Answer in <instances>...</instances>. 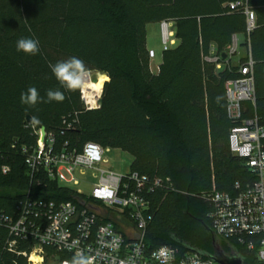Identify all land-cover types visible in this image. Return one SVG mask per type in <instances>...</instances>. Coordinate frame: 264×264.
Listing matches in <instances>:
<instances>
[{
  "label": "trees",
  "instance_id": "obj_1",
  "mask_svg": "<svg viewBox=\"0 0 264 264\" xmlns=\"http://www.w3.org/2000/svg\"><path fill=\"white\" fill-rule=\"evenodd\" d=\"M237 1L241 0H0V149L5 154L3 163L11 169L7 175L0 172V216L13 214L15 203L28 188L19 148L36 144L28 125L36 130L42 126L47 134L55 135L58 144L69 142L71 147L81 148L92 142L120 149L133 158L130 171L168 178L171 187L154 200L146 246L149 250L170 246L212 255L210 208L202 198L211 187L212 175L218 192H231L236 182L251 179L228 148L233 125L226 117L224 85L235 78L234 70L216 72L202 60L211 50L224 53L231 36L244 33L243 13L228 7ZM248 5L258 16L259 26L251 34L250 44L257 64L256 101L263 113L260 7L264 0H248ZM163 21L173 24L176 43L162 52L154 74L146 26ZM23 37L39 40V54L16 50V41ZM73 56L82 59L89 72L104 73L108 78L98 110H85L79 89L66 91L49 67ZM30 86L45 99L50 88L63 91L66 99L22 104L20 95ZM206 119L220 122L228 130L226 135L215 131L210 146L204 132ZM65 123L72 128L66 129ZM153 142L159 144L158 155H152L149 148ZM161 198L170 200L172 226L163 205L158 206ZM6 238L7 230L0 226V264H24L6 249ZM218 242L226 255L252 264V255L233 242ZM18 249L28 250L24 245Z\"/></svg>",
  "mask_w": 264,
  "mask_h": 264
},
{
  "label": "built area",
  "instance_id": "obj_2",
  "mask_svg": "<svg viewBox=\"0 0 264 264\" xmlns=\"http://www.w3.org/2000/svg\"><path fill=\"white\" fill-rule=\"evenodd\" d=\"M228 7L244 15L246 56L232 65L239 49L234 34L224 53L211 50L202 60L216 72L234 70L235 78L224 85L226 117L233 125L228 148L251 179L243 184L236 182L231 192L211 191L202 198L210 208L207 218L215 238L233 242L252 255V264H264V111L261 113L256 101L257 64L250 44V36L259 26L258 16L248 0ZM260 10L264 29V5ZM171 28L170 22H161L162 52L176 43ZM149 58H154L153 51H149ZM261 72L264 110V60ZM95 82L89 73L87 83L79 89L87 111L100 107L102 91L93 88ZM65 125L68 130L72 128ZM28 127L38 134L35 145L19 148L27 168L28 188L15 203L13 214L0 216V226L7 230L5 247L24 264H63L77 251L89 249L93 255L99 253L95 264H216L196 251L170 246L149 250L146 246L154 200L171 187L168 178L130 169L122 175L101 169L104 148L100 145L87 142L79 148L71 147L69 142L58 144L54 134L45 132L41 139L40 128ZM4 158L0 149V172L7 175L11 169L3 163ZM77 170L82 174L91 172L97 179L89 197L72 190L78 185ZM51 185L55 188L49 189ZM21 245L28 250L19 251Z\"/></svg>",
  "mask_w": 264,
  "mask_h": 264
},
{
  "label": "rangeland",
  "instance_id": "obj_3",
  "mask_svg": "<svg viewBox=\"0 0 264 264\" xmlns=\"http://www.w3.org/2000/svg\"><path fill=\"white\" fill-rule=\"evenodd\" d=\"M237 38L239 43V49L238 54L232 57L231 63L233 66H236L238 61L246 56V36L241 33L237 35ZM146 44L148 47H151L156 52V59L153 61L152 64V69H155L157 63L159 62L160 54L162 53V31L160 23H151L146 26ZM151 60L152 59H150V61ZM89 73L91 74L92 79L97 80L96 76L92 75L93 72ZM30 130L32 135L36 137L37 140L38 134L35 133L36 131H34V129L31 127ZM218 130H220L223 135H226L228 133V130L224 129V124L215 120L206 119L204 132L206 134L209 146L212 142L213 133ZM149 148L152 150V155L159 154L160 147L158 143L153 142L152 144H150ZM102 159L104 162L100 165L101 169H111L115 173L121 175L129 171L133 161L132 156L128 152L116 148H104ZM75 178L78 180V185L73 186L72 190H80L84 196L89 197L94 184L97 182V179L92 176L91 172H85L82 174L79 172V170L76 171ZM218 189L219 188L214 179V175H212L211 187L207 192L216 191ZM159 205H163L165 209V214L169 219V225L172 226L174 224V211L170 205V200L168 198H161L158 206ZM156 209H158V207Z\"/></svg>",
  "mask_w": 264,
  "mask_h": 264
},
{
  "label": "clouds",
  "instance_id": "obj_4",
  "mask_svg": "<svg viewBox=\"0 0 264 264\" xmlns=\"http://www.w3.org/2000/svg\"><path fill=\"white\" fill-rule=\"evenodd\" d=\"M16 50L23 52L26 55H37L40 52L39 40L31 37H23L16 41ZM53 75L59 82L62 88L72 92L81 89L87 83L89 77V69L84 61L78 57H70L67 60L58 61L55 64L49 65ZM66 99L65 93L59 89L46 90V99L40 96L38 89L30 86L25 92L20 95L22 104L35 106L38 103L45 102H63ZM36 117H33V121ZM96 255L91 254V249L88 252L84 250L77 251L70 260H65L63 264H95Z\"/></svg>",
  "mask_w": 264,
  "mask_h": 264
},
{
  "label": "water",
  "instance_id": "obj_5",
  "mask_svg": "<svg viewBox=\"0 0 264 264\" xmlns=\"http://www.w3.org/2000/svg\"><path fill=\"white\" fill-rule=\"evenodd\" d=\"M222 57L224 58L225 56L223 55ZM92 75H95L96 79L99 76H106L104 73H99V72H93ZM26 121L28 123H30V122H32V119L30 117H27ZM40 131H41V139H43L44 135H45V128L41 126ZM211 236H212L213 253H212V255L208 256V258L211 261H213L216 264H243L241 257H239V256L230 257V256L226 255L222 251L218 240L215 238V236L212 232H211Z\"/></svg>",
  "mask_w": 264,
  "mask_h": 264
},
{
  "label": "crops",
  "instance_id": "obj_6",
  "mask_svg": "<svg viewBox=\"0 0 264 264\" xmlns=\"http://www.w3.org/2000/svg\"><path fill=\"white\" fill-rule=\"evenodd\" d=\"M170 24H171L172 32H173V24H172L171 22H170ZM160 26H161V23H160ZM161 31H162V30H161ZM146 46H147V44H146ZM147 49H148L149 51H153V53H154V58L150 61V68H151L152 73L156 74V73L158 72V67H159V65H160V63H161L162 53L160 54L159 62L157 63L156 68H155V69H152L153 61L156 59V52H155L151 47H148V46H147Z\"/></svg>",
  "mask_w": 264,
  "mask_h": 264
},
{
  "label": "bare ground",
  "instance_id": "obj_7",
  "mask_svg": "<svg viewBox=\"0 0 264 264\" xmlns=\"http://www.w3.org/2000/svg\"><path fill=\"white\" fill-rule=\"evenodd\" d=\"M108 80L106 76H99L93 86V88L97 91H102V87L104 83Z\"/></svg>",
  "mask_w": 264,
  "mask_h": 264
}]
</instances>
